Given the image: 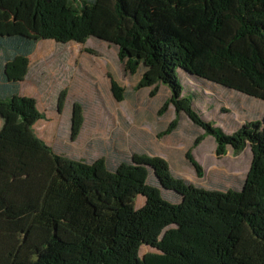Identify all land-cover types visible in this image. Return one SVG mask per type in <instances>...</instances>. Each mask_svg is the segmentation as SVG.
Returning <instances> with one entry per match:
<instances>
[{"label":"trees","instance_id":"16d2710c","mask_svg":"<svg viewBox=\"0 0 264 264\" xmlns=\"http://www.w3.org/2000/svg\"><path fill=\"white\" fill-rule=\"evenodd\" d=\"M89 39L116 47L132 74L143 67V87L168 88L218 155L249 145L243 187L202 190L141 155L110 170L37 138L42 116L19 93L28 58L41 40ZM182 73L264 102V0H0V264H264V114L228 135L194 110ZM143 246L158 254L141 258Z\"/></svg>","mask_w":264,"mask_h":264},{"label":"rangeland","instance_id":"374dc122","mask_svg":"<svg viewBox=\"0 0 264 264\" xmlns=\"http://www.w3.org/2000/svg\"><path fill=\"white\" fill-rule=\"evenodd\" d=\"M143 77V67L135 74L126 69L113 45L95 39L84 44L41 40L28 58L19 93L36 101L42 118L34 125L35 136L58 155L89 164L105 161L110 170L131 163L134 155L156 157L188 185L217 192L240 190L252 166L249 145L240 153L229 148L218 155L215 138L205 137L187 115L176 113L170 90L143 87ZM181 83L194 110L228 135L263 117L262 101L184 73ZM113 84L122 90L120 99ZM189 154L202 167L203 177L187 159ZM148 173V185L170 203L180 201L158 186L152 170ZM145 200L139 196L136 208ZM151 253L158 251L143 246L140 257Z\"/></svg>","mask_w":264,"mask_h":264},{"label":"crops","instance_id":"0c3cea01","mask_svg":"<svg viewBox=\"0 0 264 264\" xmlns=\"http://www.w3.org/2000/svg\"><path fill=\"white\" fill-rule=\"evenodd\" d=\"M1 127H2V123L0 124V129H1Z\"/></svg>","mask_w":264,"mask_h":264}]
</instances>
